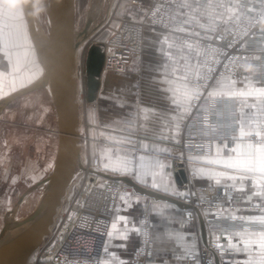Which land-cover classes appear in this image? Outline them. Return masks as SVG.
Returning <instances> with one entry per match:
<instances>
[{
  "label": "crops",
  "instance_id": "1",
  "mask_svg": "<svg viewBox=\"0 0 264 264\" xmlns=\"http://www.w3.org/2000/svg\"><path fill=\"white\" fill-rule=\"evenodd\" d=\"M132 1L122 0L121 17L140 18L143 14L142 10L148 7L152 0H142L146 3L145 8L142 9L132 5ZM242 1L244 0H180L175 8V16L178 21L191 26L214 30L219 23L239 16V4ZM5 4L13 8L14 12L16 7L20 6L19 9L23 11V17L4 23H12L16 29L27 31V20L25 22L26 16L22 0H0V7ZM30 40L33 44L31 37ZM23 51L24 49H21L22 53ZM195 53L193 47H181L174 39L147 30L143 55L138 62L141 66V74L102 75L97 100L86 106L85 121L87 127L81 131L82 148L85 149L88 157L91 158L96 155L100 158L99 171L113 176L129 177L141 186L181 201H183L182 198L174 196L172 193L174 191L190 193V185L228 187L232 193L230 204L223 206L218 211L208 210L200 213L204 221L216 217L221 219L222 226L231 231L234 241L240 240V236L235 235L237 233L244 234L243 238L251 241L250 252L235 253L229 251L227 258L232 260L251 258L258 262L262 258V253L256 243L258 237L255 234L264 231V225L260 223L259 219L250 220L248 217L264 216V211H255L251 208L264 205V198L252 195L259 192L260 189L253 185L252 180L245 181L242 192L238 190L239 181L235 182L236 188L229 187L233 182L224 177H220V184H216L215 179L212 178L214 173L228 172L237 175L238 173H233L231 169H225L222 165L207 164L205 161L208 159L226 160L229 156L234 158L235 153L229 149L237 145H240V151L245 153L248 151V144L257 145L248 136L241 137L240 130L241 124H243L245 132L260 130L263 125L264 97L257 93H253L251 96H233L242 100L244 105L239 107L236 113L233 112L231 118L229 117L228 129L230 133L228 137L215 140L212 156H190L191 162H188L186 169L189 182L184 185L178 183V171L176 169L179 170L184 165L181 145L193 99L184 100L182 106L178 107L180 94L174 95L172 89L178 88L183 93L185 86H187V95L191 96L194 92L188 83V77L195 68ZM5 63L6 61L0 56V67ZM21 68L22 71L15 80L17 83H21L20 76L27 77L30 74L29 66L23 56ZM10 76L8 74L0 76V91H2L4 83L7 87L11 81L13 82V78L11 79ZM40 77L34 79L32 83ZM246 77L248 78L247 87L241 83L233 86L231 84L232 79L228 78L215 83L211 88V91L215 93L212 97L228 96L224 93L229 88L232 91L238 92L243 89L247 92L264 85V72H259L252 63L249 64ZM27 86L29 84L25 87ZM47 88L49 89L48 86ZM20 89L23 88L18 90ZM118 90L119 96H117ZM49 92L50 102L53 104L50 89ZM174 99L177 101L176 103L173 102ZM225 145L228 147L225 148ZM218 148L222 150L220 157L216 155ZM140 155H144L149 160L159 159L166 165L162 169H156L159 173L157 180L161 184L159 189L151 187L150 175L145 178L147 183H141L128 175L112 171L113 168L118 167V159L130 156L139 157ZM105 165L108 166V170L105 169ZM194 167L205 168V178L199 176L194 178L192 175ZM253 179L259 183V174L257 173ZM130 189L119 198L108 230V232H113V236L112 238L107 236L105 241L109 246V253L103 251L102 259L107 260L109 264H119L120 260L128 263L133 261L140 240V232L133 229H140V216L144 209H147L150 213L154 243L153 255L148 260V264H159L160 257H164L168 264H191V256L185 248L197 252L200 245L204 244L199 217V229H197L194 226H189L184 220L183 213L186 209L184 206L180 207L174 203L152 200L136 193L132 188ZM249 196H252L251 200H249ZM121 197H124V200H121ZM205 213L209 215L206 216ZM216 213L219 215H214ZM122 215L127 217V228L125 222L119 219ZM233 216L236 219H232ZM113 223H116L115 229L112 228ZM124 235L128 237L126 240L123 239ZM193 235L197 245L195 249H191L194 242ZM177 237H183V239L178 240ZM121 244L123 247H120ZM239 246H243L242 242ZM113 252L115 257L111 255ZM185 257L188 259L186 260Z\"/></svg>",
  "mask_w": 264,
  "mask_h": 264
},
{
  "label": "built area",
  "instance_id": "2",
  "mask_svg": "<svg viewBox=\"0 0 264 264\" xmlns=\"http://www.w3.org/2000/svg\"><path fill=\"white\" fill-rule=\"evenodd\" d=\"M179 1L152 0L145 8L144 1L133 0L132 5L139 9L145 8L140 18L114 17L115 26L110 28V34L104 42L103 72L140 73L141 66L138 62L143 55L147 30L174 39L181 47L195 49V68L188 77V83L192 90L199 92L200 95L199 99H193L191 104V113L181 145L183 167L187 169L190 156L213 155L215 140L227 138L230 133L229 117L231 118L233 112L236 113L238 108L244 105V102L237 97L209 96L208 93L214 84L226 78L244 79L248 74L250 63L259 72H264V8H261L264 0L240 2L239 16L219 23L214 30L197 28L178 21L175 8ZM247 8H252L253 11L248 13ZM231 41L235 43L229 46ZM230 57L247 59L230 60ZM225 64L228 65L227 69L224 68ZM209 68H214L216 71L211 73L213 79L205 82L204 77L208 75ZM221 72H224L223 78L220 77ZM261 128H264V108ZM251 139L260 144L258 137L253 136ZM80 146L83 151L81 144ZM86 159V164L83 165L86 170H80V188L76 198L62 216H59V220H55L48 239L36 250L32 258L36 256L38 261L46 259L50 240L56 236L60 237L61 242L51 258V264H85V262L92 264L94 259H102L103 247L119 198L131 189L120 182L98 177L91 190L85 191L86 181L92 179L90 170L99 171L101 166L100 158L96 155L90 158L86 153ZM189 190L191 195L183 201L190 208L184 210L183 218L189 226L197 229L199 223L195 209L202 213L208 210L218 211L230 204L232 196L226 186L190 185ZM251 208L255 211H264V205ZM205 225L208 247L202 244L196 252L203 261H207L212 251H215L211 243L213 240L211 233L221 237V242L225 244L223 238L231 234L230 230L222 226V221L218 217L206 219ZM140 230L148 233V236L140 234L134 259L128 264H148V260L153 255L152 227L147 209H144L140 216ZM192 260L191 257V264Z\"/></svg>",
  "mask_w": 264,
  "mask_h": 264
},
{
  "label": "water",
  "instance_id": "3",
  "mask_svg": "<svg viewBox=\"0 0 264 264\" xmlns=\"http://www.w3.org/2000/svg\"><path fill=\"white\" fill-rule=\"evenodd\" d=\"M29 34L34 46L45 50L50 58L53 75L41 83L44 74L29 86L20 89L0 101V114L11 103L30 93L51 85V93L58 116V149L51 176L43 194L32 214L15 230L7 231L0 239V264H29L33 254L43 245L50 235L59 208L63 204L68 189L78 170H86L82 164L81 121L77 82V54L81 42L79 36L88 34L93 21L88 16L85 27L78 32L76 28V0H49L51 40L44 45L39 37L36 25L35 10L37 0H22ZM31 11H27V9ZM90 37L85 41L89 43ZM104 43L89 45L85 57L86 99L89 103L97 100L104 66ZM90 173L100 178L120 182L136 193L156 201L174 203L186 209L190 208L183 201L141 186L131 178L113 176L98 170ZM178 183L188 184L186 169L181 167L177 172ZM201 226L204 244L207 243L205 221L198 209H195Z\"/></svg>",
  "mask_w": 264,
  "mask_h": 264
},
{
  "label": "rangeland",
  "instance_id": "4",
  "mask_svg": "<svg viewBox=\"0 0 264 264\" xmlns=\"http://www.w3.org/2000/svg\"><path fill=\"white\" fill-rule=\"evenodd\" d=\"M107 2L108 0H76V28L78 32L82 31L85 27L88 16L94 18L89 28L101 20H108L103 29L93 36L88 47L92 43H104L110 34V28L115 26L113 18L120 16V7L123 4L122 0H109L108 9ZM40 3H43V0H38V6ZM109 10H111L110 13ZM42 20L46 25V20L44 18L41 19V23ZM26 30L29 34L27 22ZM29 42L32 43L30 34ZM88 47L84 50V53L82 52L83 54L81 53L79 62L77 63V78L79 75L80 79L79 105L81 131L87 127V122L85 121L86 106L91 104L86 99L85 57ZM109 74H141V71L140 73L136 71L102 72V75ZM10 77L11 79L13 78L12 76ZM19 86L20 83L16 81L15 83L11 81L7 87L6 83H4L2 91H0V101L16 92L21 88ZM13 88L16 91H13ZM249 138L253 141L251 137ZM254 143L259 145L256 142ZM57 149L58 116L55 106L50 102L48 88H42L17 99L1 112L0 239L8 230L12 231L16 229L32 214L39 197L45 190L47 180L51 176ZM83 152L86 155L84 148ZM50 164L51 167H49ZM80 175L81 172L78 170L74 179L75 183L78 182ZM98 179V176H95L93 181L87 180L85 191H90ZM76 188V190L73 188L67 192L61 208V216L69 208L74 198H76L80 184ZM50 241L51 243L47 249L48 257L38 261L36 256H34L30 264H51V258L61 241L60 237L56 236H53Z\"/></svg>",
  "mask_w": 264,
  "mask_h": 264
},
{
  "label": "snow or ice",
  "instance_id": "5",
  "mask_svg": "<svg viewBox=\"0 0 264 264\" xmlns=\"http://www.w3.org/2000/svg\"><path fill=\"white\" fill-rule=\"evenodd\" d=\"M261 8H264V3L261 4ZM27 11H31V9H27ZM253 11L252 8H247V12L251 13ZM23 17V11L17 10V11H10L8 9H5L3 7H0V56H2L3 60L6 61V63L0 67V76H3L5 74L11 75L13 77V83H15V80L17 76L21 73V58L23 56V59L26 61V64L29 66V72L30 74L27 77L20 76L21 83L20 87L24 88L26 83L32 84L33 80L37 77H40L41 74H44L43 80L40 82H46L49 77L53 75V68L51 66L50 58L45 50L42 48L34 46L32 43L29 42V34L27 31L24 30H18L15 28V26L12 23H4L5 21L11 22L16 19H20ZM7 29V31H5ZM235 41H231L229 43V46H232ZM21 49H24L23 53L21 52ZM230 60L235 59H247L246 57H230ZM224 68L227 69L228 65L225 64ZM216 69L209 68L208 69V75L204 77L205 82L207 80L213 79L211 73L215 72ZM220 77H224V72L220 73ZM199 78V76H198ZM247 80L248 78L245 77L243 80L237 81L236 79L231 80V84L235 86L237 83L244 84L245 87H247ZM219 83V81H217ZM13 91H16L15 88H13ZM174 92V95L180 94V103L179 106H182V103L184 100H191V99H199V92H192L191 96L187 95V86H185V91L183 93L180 92V89H172ZM253 93H257L258 95L264 97V85L256 87L251 89L250 91H244L243 89H240L237 91H232L231 88L228 89V91L224 94L228 96H251ZM215 93L213 91H210L208 93L209 96L214 95ZM117 96H119V90L117 92ZM176 103L177 101L174 99L173 101ZM115 103V101H113ZM123 106V105H121ZM240 136H248V137H258L260 140L259 145H252L248 144L247 148L248 151L241 152L240 151V145H237L235 147H232L229 149V151L235 153V157L229 156L226 160L221 159H208L205 161L207 164H216V165H222L225 169H231L233 173L237 174H230L228 172H217L213 174V177L215 179L216 184H220V177L226 178L228 181H232L233 183L229 186L231 188H236V183L239 181L240 187L239 191H244V184L245 181L252 180V183L255 187H258L260 189L259 192H255L252 195L253 196H259L261 198H264V128H261L257 131H244V126L241 124V130H240ZM228 146L225 145V148ZM221 149H217V157H220L221 155ZM189 161L191 162V157H189ZM118 167L113 168L112 171H118L122 175H128L132 177L134 180L141 182V183H147L145 178L147 176H151V187L154 189H159L161 187L160 182L157 180V177L159 173L156 171V169H162L166 167L164 163H162L159 159L155 160H149L144 155H140L139 157L136 156H130L125 157L124 159H118L117 160ZM51 167V164L49 165ZM105 169L108 170V166L105 165ZM205 172L206 169L201 168H193L192 169V175L193 177L199 176L200 178H205ZM259 174L260 181L257 183L253 177L256 174ZM165 191H167V188H165ZM172 195L180 197L182 199H187L191 194L187 192H179L174 191ZM252 199V196H249V200ZM121 200H124V197H121ZM131 206V205H129ZM119 210V209H118ZM205 215H209L208 213H205ZM214 215H219V213H216ZM189 216H191V212H189ZM119 219L121 221L125 222V227L127 228V217L126 216H120ZM232 219H236L235 216L232 217ZM243 219V217H241ZM248 219H259L260 223L264 225V216L260 217H253L249 216ZM112 228H116V223L112 224ZM134 231L140 232V234L144 235L145 237L148 236V233L142 232L140 229H133ZM213 236V240L211 241L215 251H212L211 257L207 261H203L200 259L199 255L195 251H190L189 248H185L186 252H189V255L193 258L192 264H264V231L258 232L255 235L258 237V240L256 243L258 244V248L260 252L262 253V258L257 262L252 260L251 258L244 259V260H232L228 257L229 251H233L235 253H241L250 252L251 248V241L248 239H244V234L237 233L235 235L240 236V240H235L233 234H229L225 236L223 239L226 241L225 243L221 242V237L216 236L214 233H211ZM107 236L109 238H112L113 232L109 231L107 233ZM127 235L123 236V239H127ZM178 240H182L183 237H177ZM193 244L191 245V249H195L197 247L195 242V236L193 235ZM147 242V240H146ZM242 242V247L239 246ZM120 247H123V244L120 245ZM205 247H208V243L205 244ZM104 253H109V246L107 243L104 244L103 247ZM113 257H115V253H111ZM97 257H99V254L97 253ZM187 260L188 257H185ZM87 264V262H85ZM92 264H109L107 260L96 258L93 260ZM119 264H128V262H125L123 260L119 261ZM159 264H168V261L164 257L159 258Z\"/></svg>",
  "mask_w": 264,
  "mask_h": 264
},
{
  "label": "bare ground",
  "instance_id": "6",
  "mask_svg": "<svg viewBox=\"0 0 264 264\" xmlns=\"http://www.w3.org/2000/svg\"><path fill=\"white\" fill-rule=\"evenodd\" d=\"M108 3H109V0L107 2V9L109 7ZM110 9H111V7H110ZM50 12H51V10H50V7H49V0H43V3H40L39 6H38V0H37L36 10H35L36 25H37V30H38V33H39V37H40L42 43L45 46L49 45L50 40H51V26H50V20H49L50 19L49 18L50 17ZM110 12H111V10H109V13ZM39 17H40V20H39ZM108 17H109V15H108ZM43 18L46 20L45 21L46 25L43 23V20H42V23H41V19H43ZM107 21H108L107 19L99 21L96 25H94L93 27L88 29V34H86L85 37H84V35L79 36L78 40L81 42V45L79 46V49H78L77 63L79 62L81 53L85 50V48L87 46V41H85V38L91 36V39H92L95 34H97L98 32H100V30L103 29V27L106 25ZM92 23H93V21H92ZM91 39H90V41H91ZM78 79H79V75H78V78H77V82H78ZM79 83H80V79H79V82H78V96H79V90H80V84ZM48 87L51 90V85L50 84L48 85ZM79 102H80V99H79ZM53 105H54V102H53ZM80 121H81V115H80ZM81 153H82V164L85 165L86 164V160H87L86 157H85L86 155H85V152H83V151ZM78 184H80L79 177H78V182L77 183H75V181L73 180V183H72L71 187L68 189V191L72 190L73 188L76 190L77 189L76 187L78 186ZM66 196H67V194H66ZM66 196H65V198H66ZM65 198L63 199V203L65 201ZM62 206H63V204H62ZM62 206L59 208L58 215L56 216V219H55L56 221L59 220V216L62 213V210H61ZM48 237L45 238L44 242H46Z\"/></svg>",
  "mask_w": 264,
  "mask_h": 264
},
{
  "label": "clouds",
  "instance_id": "7",
  "mask_svg": "<svg viewBox=\"0 0 264 264\" xmlns=\"http://www.w3.org/2000/svg\"><path fill=\"white\" fill-rule=\"evenodd\" d=\"M3 8L8 9V10H10V11H13V10H14V9L11 8L10 6H8L7 4L3 5ZM19 8H20V6H17L15 10L17 11V10H19Z\"/></svg>",
  "mask_w": 264,
  "mask_h": 264
}]
</instances>
